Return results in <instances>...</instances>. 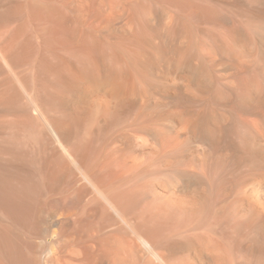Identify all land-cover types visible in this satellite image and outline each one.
<instances>
[{
	"label": "bare ground",
	"instance_id": "6f19581e",
	"mask_svg": "<svg viewBox=\"0 0 264 264\" xmlns=\"http://www.w3.org/2000/svg\"><path fill=\"white\" fill-rule=\"evenodd\" d=\"M0 264H264V0H0Z\"/></svg>",
	"mask_w": 264,
	"mask_h": 264
},
{
	"label": "rangeland",
	"instance_id": "374dc122",
	"mask_svg": "<svg viewBox=\"0 0 264 264\" xmlns=\"http://www.w3.org/2000/svg\"><path fill=\"white\" fill-rule=\"evenodd\" d=\"M53 229H52V225H51V221L49 220V230H48V238L50 239V238H52V236H53ZM49 245V247L51 246V243H49L48 244Z\"/></svg>",
	"mask_w": 264,
	"mask_h": 264
}]
</instances>
